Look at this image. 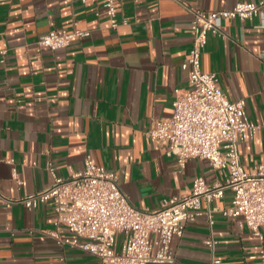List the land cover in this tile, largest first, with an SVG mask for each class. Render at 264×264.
Segmentation results:
<instances>
[{
  "label": "crops",
  "instance_id": "obj_1",
  "mask_svg": "<svg viewBox=\"0 0 264 264\" xmlns=\"http://www.w3.org/2000/svg\"><path fill=\"white\" fill-rule=\"evenodd\" d=\"M257 1L116 0L120 24L113 28L104 0H0V194L45 190L52 184L49 161L67 178L84 169L86 155L118 173L139 209H159L165 198L189 193L197 177L225 181L228 170L207 159L191 158L181 167L167 154L169 141L146 132L153 121L172 116L176 90L188 88L181 65L193 43L189 7L219 10ZM75 28L90 36L36 51L40 35ZM222 28L208 35L202 70L216 72L229 99H246L250 118L264 123V12L251 20L224 19ZM239 154L250 172L264 166V127L239 144ZM232 198L228 191L212 202V227L204 204L184 235L173 238L175 264H252L249 257L264 247V238L242 218L222 214ZM55 219L51 202L5 208L0 197V264H102L60 245L50 234ZM211 233L214 251L204 243ZM124 239L117 235V251Z\"/></svg>",
  "mask_w": 264,
  "mask_h": 264
},
{
  "label": "built area",
  "instance_id": "obj_2",
  "mask_svg": "<svg viewBox=\"0 0 264 264\" xmlns=\"http://www.w3.org/2000/svg\"><path fill=\"white\" fill-rule=\"evenodd\" d=\"M104 7L111 26L116 28L120 24L116 0H104ZM189 9L193 14V43L181 65L188 73V88L176 90L172 116L153 121L146 134L158 141L168 140L167 154L176 156L181 167L191 158L207 159L213 168L228 170L227 179L208 183L197 177L189 193L165 198L159 209H139L121 189L118 173L97 165L91 155H86L84 169L67 178L60 176L49 161L46 170L52 177L50 187L19 197L0 194L5 208L20 204L34 209L51 202L56 219L50 234L60 245L97 256L102 264H175L173 238L184 235L187 224L199 217L204 204L212 227L217 209L211 204L228 191L233 198L222 214L242 218L260 240L264 238V166L250 172L239 154V144L253 138L264 123L253 121L246 99L230 100L219 86L217 73L205 72L201 66L208 35L222 32V20H251L264 12V0L239 2L229 9ZM88 36L90 31L80 28L51 30L38 37L35 48L39 53L43 49L55 51ZM13 174L21 185L16 169ZM67 232L71 235L66 236ZM118 234L125 236L119 251L115 249ZM204 243L214 251L218 242L211 233ZM249 259L252 264H264V247Z\"/></svg>",
  "mask_w": 264,
  "mask_h": 264
}]
</instances>
